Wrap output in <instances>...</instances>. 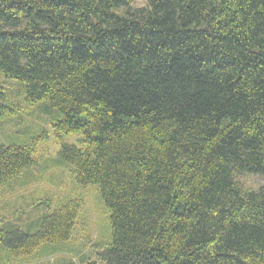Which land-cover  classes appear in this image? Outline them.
Wrapping results in <instances>:
<instances>
[{
	"label": "trees",
	"instance_id": "obj_1",
	"mask_svg": "<svg viewBox=\"0 0 264 264\" xmlns=\"http://www.w3.org/2000/svg\"><path fill=\"white\" fill-rule=\"evenodd\" d=\"M136 3L0 0V75L80 136L60 161L109 212L95 244L81 195L0 213V264H264V185H243L264 179V0ZM19 108L0 87V118ZM32 152L0 143V186Z\"/></svg>",
	"mask_w": 264,
	"mask_h": 264
},
{
	"label": "rangeland",
	"instance_id": "obj_2",
	"mask_svg": "<svg viewBox=\"0 0 264 264\" xmlns=\"http://www.w3.org/2000/svg\"><path fill=\"white\" fill-rule=\"evenodd\" d=\"M136 4L143 5V0H138ZM20 86L17 81L0 75V87L4 89L7 98H12L20 104V108L14 114L0 118V143L7 146H32L35 163L10 184L0 186V213L5 216L6 221L14 218L20 220L26 216L34 217L47 209L42 205L44 203L49 204V212H53L63 206L69 198L81 195L83 205L78 212L77 220L79 218L80 220L76 232H73L74 239H78L79 235L84 233L87 242L99 243L103 240V233H107L109 212L99 199L96 201V190L93 187L86 186L85 189H81L75 184L72 174L59 157L62 144L76 145L80 136L57 135L53 124L63 118L61 113L56 108L40 106V103L25 102L21 94L15 96L14 92L20 89ZM243 185L245 189L256 190L264 185V179L255 175L244 176ZM80 222L82 225L79 227ZM61 256L65 257L66 254L63 253ZM57 259L60 257L52 256L31 262L56 264Z\"/></svg>",
	"mask_w": 264,
	"mask_h": 264
}]
</instances>
